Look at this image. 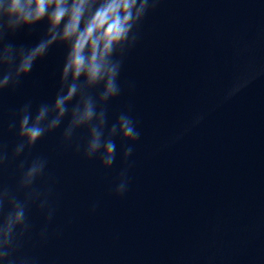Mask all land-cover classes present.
<instances>
[{
  "label": "clouds",
  "instance_id": "obj_1",
  "mask_svg": "<svg viewBox=\"0 0 264 264\" xmlns=\"http://www.w3.org/2000/svg\"><path fill=\"white\" fill-rule=\"evenodd\" d=\"M148 6L149 0H0V72L3 74L0 90L17 85L53 45L67 48L54 101L41 104L34 116L30 103L20 110L21 142L16 145L13 158L20 156L25 148L30 149L47 132L57 129L66 116L69 122L63 132L65 141L71 140L77 129L87 127L89 136L84 154L93 158L99 153L105 168L111 167L115 160L114 137L129 142L139 138L133 120L125 114L117 118L105 136L104 105L120 92L117 78L121 61L114 57L124 51L135 24L145 15ZM42 21L46 22L47 29L34 46L4 43L9 35ZM100 85L102 91L94 98L90 90ZM131 153L132 148L127 147L124 158ZM7 159V153L0 151V165ZM45 166L46 161L37 159L23 172L17 188V192L25 193L23 200L8 188H0V264H18L21 240L29 228L26 209L41 196L32 185ZM125 190L126 181L122 180L116 192L123 194ZM45 202L41 201V208Z\"/></svg>",
  "mask_w": 264,
  "mask_h": 264
}]
</instances>
